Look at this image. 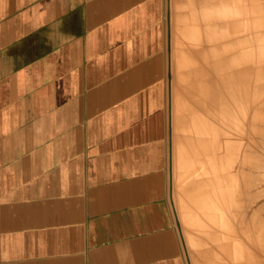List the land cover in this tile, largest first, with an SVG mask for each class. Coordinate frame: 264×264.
<instances>
[{"label": "crops", "instance_id": "0c3cea01", "mask_svg": "<svg viewBox=\"0 0 264 264\" xmlns=\"http://www.w3.org/2000/svg\"><path fill=\"white\" fill-rule=\"evenodd\" d=\"M168 18V0H0V264H189Z\"/></svg>", "mask_w": 264, "mask_h": 264}, {"label": "bare ground", "instance_id": "6f19581e", "mask_svg": "<svg viewBox=\"0 0 264 264\" xmlns=\"http://www.w3.org/2000/svg\"><path fill=\"white\" fill-rule=\"evenodd\" d=\"M177 2L176 161L194 258L264 264V0Z\"/></svg>", "mask_w": 264, "mask_h": 264}, {"label": "rangeland", "instance_id": "374dc122", "mask_svg": "<svg viewBox=\"0 0 264 264\" xmlns=\"http://www.w3.org/2000/svg\"><path fill=\"white\" fill-rule=\"evenodd\" d=\"M178 11H180L181 14L182 13L186 14L187 12L186 9L183 10L182 8H180L177 0H168V17H169L168 47H169V65L171 71L170 74L172 73L171 74L172 78L168 88L169 99H170L168 112L170 114V121L172 128V140H171L172 163L169 172V195L172 202V206L175 210L177 221L179 223L180 232L184 243V254L186 256V259L189 264H200L198 258H194V251L192 250L193 247L189 240L192 229L190 230V227L187 226V225L190 226V224L185 221V218H187L186 215L190 218L189 216L190 213L188 212L189 214H187L186 211L184 210V205L186 204V199L184 198L185 181L179 177V174L183 172V169L177 166L178 164L176 161V156H177L176 150L179 148L178 139L181 136V129L179 127L177 128V124H176V119H177L176 106L178 105V102L175 93V88L177 86L176 78L178 77V73H177L178 71L175 68V61H174V57L176 56L175 47L179 39L178 33L176 31L177 28L176 23L178 22L177 14L180 15ZM178 180H180L181 182ZM199 249H202V247H199Z\"/></svg>", "mask_w": 264, "mask_h": 264}]
</instances>
